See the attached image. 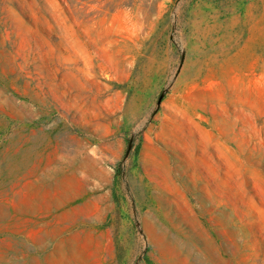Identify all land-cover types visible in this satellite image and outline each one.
Returning a JSON list of instances; mask_svg holds the SVG:
<instances>
[{
  "label": "rangeland",
  "instance_id": "rangeland-1",
  "mask_svg": "<svg viewBox=\"0 0 264 264\" xmlns=\"http://www.w3.org/2000/svg\"><path fill=\"white\" fill-rule=\"evenodd\" d=\"M0 264H264V0H0Z\"/></svg>",
  "mask_w": 264,
  "mask_h": 264
},
{
  "label": "crops",
  "instance_id": "crops-1",
  "mask_svg": "<svg viewBox=\"0 0 264 264\" xmlns=\"http://www.w3.org/2000/svg\"><path fill=\"white\" fill-rule=\"evenodd\" d=\"M42 210L48 211V214H46ZM61 212L62 211L59 206H50L48 207V209H38L36 215L28 216L27 218L29 219V221H32L36 224H45L51 221L59 223L63 218L61 216ZM43 230L46 231V229ZM42 241L45 242V239H43ZM47 246H49L51 253H55L61 248V240H51L48 242ZM36 248L43 250L44 246L40 245L39 243Z\"/></svg>",
  "mask_w": 264,
  "mask_h": 264
}]
</instances>
